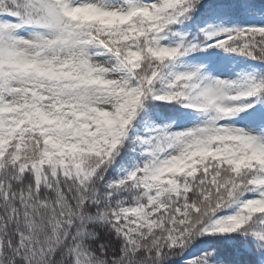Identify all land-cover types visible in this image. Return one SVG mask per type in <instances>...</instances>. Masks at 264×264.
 Wrapping results in <instances>:
<instances>
[{"label":"snow or ice","instance_id":"snow-or-ice-1","mask_svg":"<svg viewBox=\"0 0 264 264\" xmlns=\"http://www.w3.org/2000/svg\"><path fill=\"white\" fill-rule=\"evenodd\" d=\"M0 264H264V0H0Z\"/></svg>","mask_w":264,"mask_h":264}]
</instances>
